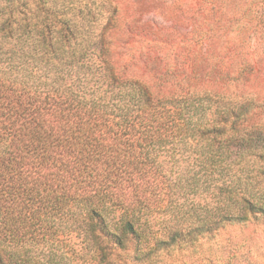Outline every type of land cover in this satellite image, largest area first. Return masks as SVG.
<instances>
[{
  "label": "trees",
  "instance_id": "16d2710c",
  "mask_svg": "<svg viewBox=\"0 0 264 264\" xmlns=\"http://www.w3.org/2000/svg\"><path fill=\"white\" fill-rule=\"evenodd\" d=\"M33 2L0 0V264H56L63 255L51 243L67 228L81 232L93 262L105 260L111 246L141 242L138 212L148 206L157 178L146 166L158 148L191 144L207 149L212 163L230 159L232 146L240 159L264 158V127L245 126L252 115L246 102L195 90L207 57L215 59L208 69L215 82L240 79L235 59L242 45L231 41V23L245 18L250 3L264 37V0H198L185 29L172 28L179 41H146L150 49L186 51L173 71L166 56L155 57L166 76L178 77L175 91L129 76L134 57L124 61L125 46L107 33L117 12L112 3ZM127 28L126 45L147 40L137 26ZM172 56L175 62L178 55ZM247 174L195 221L190 217L186 227L177 221L158 245L192 243L226 224L264 218V187ZM117 210L119 218H112Z\"/></svg>",
  "mask_w": 264,
  "mask_h": 264
},
{
  "label": "rangeland",
  "instance_id": "374dc122",
  "mask_svg": "<svg viewBox=\"0 0 264 264\" xmlns=\"http://www.w3.org/2000/svg\"><path fill=\"white\" fill-rule=\"evenodd\" d=\"M33 1L28 0V6H34ZM107 1L117 10L107 33H111L118 47L125 46L121 51L124 61L134 57V64L128 70L129 76L140 79L150 87L161 84L166 90L175 91V79L178 77L166 76L167 67L164 63L155 61V57L158 54L166 56L173 71L175 66L180 68L186 60V51L181 47L173 46L168 49L158 44H154L150 49L148 43L151 42L146 41L165 36L179 41L181 38L177 37L176 30L185 29L186 15L195 11L194 6L198 0ZM249 6L250 3L245 18L240 22H232L229 32L231 41L242 45V50L237 53L235 59L241 63L240 79L215 82L208 70L211 67L209 64L214 63L215 59L207 57L208 66L199 69L201 78L198 81L199 87L195 89L202 94H221L233 102H246L252 113L249 122L245 123L248 130L254 125L264 127V37H260L258 28L260 18H255L257 9ZM259 11L264 13V7H260ZM258 14L260 15L259 12ZM127 25L133 27L131 30H135L137 26V31L142 30L147 40L144 39L142 44L130 42L126 45L132 40ZM137 39L143 40L138 37ZM143 52L146 55L141 60L140 54ZM174 53L176 57L178 55L175 62L172 56ZM233 68L231 71L236 75L238 69L234 66ZM223 70H226V67H223ZM231 151L230 159L225 158L227 155L223 161L222 158L215 157L214 161L217 163L207 159V149L203 150L191 144L168 145L151 151L146 168L157 175V178L151 180L154 195L150 197L148 206L138 212L145 238L141 242L131 239L126 242L124 248L111 246L105 260L93 262L86 255L81 232L67 228L57 233L55 241L51 243L58 255H63V259L58 258L56 264H264L262 217H251L246 222L226 224L192 243H174L167 247L158 245L159 240L169 237V232L179 225L178 222L182 227H186L190 223V217L192 222L195 221L197 216L211 210L219 198L225 199L229 184L239 175L248 173L253 179L261 181L260 185L264 187V158L246 154L240 159L238 147L232 146ZM119 216L118 210L111 215L112 218ZM43 245L45 246L42 244L40 249ZM50 247L48 244L44 250Z\"/></svg>",
  "mask_w": 264,
  "mask_h": 264
}]
</instances>
